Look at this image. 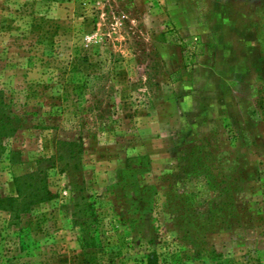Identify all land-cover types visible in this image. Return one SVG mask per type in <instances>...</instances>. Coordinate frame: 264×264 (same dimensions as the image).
<instances>
[{
	"label": "rangeland",
	"instance_id": "1",
	"mask_svg": "<svg viewBox=\"0 0 264 264\" xmlns=\"http://www.w3.org/2000/svg\"><path fill=\"white\" fill-rule=\"evenodd\" d=\"M0 90V197L39 166L53 194L0 210V264H264V0H0Z\"/></svg>",
	"mask_w": 264,
	"mask_h": 264
},
{
	"label": "trees",
	"instance_id": "2",
	"mask_svg": "<svg viewBox=\"0 0 264 264\" xmlns=\"http://www.w3.org/2000/svg\"><path fill=\"white\" fill-rule=\"evenodd\" d=\"M193 38L194 41L188 42L182 46V52L185 53L186 60L195 63V49L196 46L200 44V37L194 36ZM190 43L193 44V47L189 50L187 47ZM20 124V117L10 111L9 105L4 101L0 90V159L5 152V146L3 145L4 138L13 135ZM57 146V154L54 156L56 157L57 162L65 158H76L77 151L75 150L76 143L74 141L58 140ZM10 159H12V157ZM40 160L41 159H38L37 163H40ZM52 164H54V162ZM61 171L67 172L64 167H62ZM14 184L16 196L0 197V210L6 211L13 218H19L21 213L29 212L32 210L33 206L50 200L53 195L46 182L45 169L40 166L34 171L15 177ZM79 218L81 219V231L84 235L86 234V229L89 225V217L82 215L79 216ZM79 244L81 247L86 246V243H84L82 239H80Z\"/></svg>",
	"mask_w": 264,
	"mask_h": 264
},
{
	"label": "crops",
	"instance_id": "3",
	"mask_svg": "<svg viewBox=\"0 0 264 264\" xmlns=\"http://www.w3.org/2000/svg\"><path fill=\"white\" fill-rule=\"evenodd\" d=\"M215 26V25H214ZM233 26V25H232ZM216 28V26L214 27ZM219 30V28H216L211 34L206 32L205 29H202L199 34L202 38V40L208 41V42H214L216 45V50H217V62L220 63V65L224 64L225 67L227 68H231L235 66L236 63H234V55H232L234 52H239L238 54L241 55V50L238 47L239 44H241V42H239L237 40V30H233V28H231V32L229 35H227V37L222 34ZM241 34V33H240ZM238 34V35H240ZM247 35H245L244 37V42L245 44L249 45V47L252 49V33H246ZM241 36V35H240ZM243 37V36H242ZM239 38V37H238ZM221 46V50H220V54L221 57L218 56V46ZM236 47L238 50H236ZM236 50V51H235ZM240 57V56H239ZM239 66V65H237ZM241 67V65L239 66ZM230 80L232 82H241L243 80V76L241 73H238L235 78L233 77V75H229ZM180 94V93H179Z\"/></svg>",
	"mask_w": 264,
	"mask_h": 264
}]
</instances>
